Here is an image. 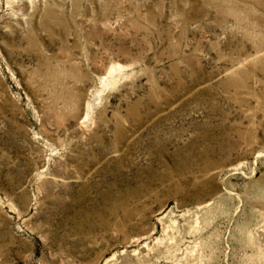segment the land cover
<instances>
[{
    "label": "rangeland",
    "instance_id": "374dc122",
    "mask_svg": "<svg viewBox=\"0 0 264 264\" xmlns=\"http://www.w3.org/2000/svg\"><path fill=\"white\" fill-rule=\"evenodd\" d=\"M0 264H264V0H0Z\"/></svg>",
    "mask_w": 264,
    "mask_h": 264
}]
</instances>
